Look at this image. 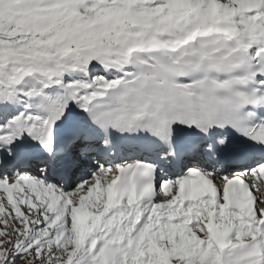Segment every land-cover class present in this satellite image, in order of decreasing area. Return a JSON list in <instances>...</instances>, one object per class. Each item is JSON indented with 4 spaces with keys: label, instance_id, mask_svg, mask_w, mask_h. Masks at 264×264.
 I'll return each mask as SVG.
<instances>
[{
    "label": "snow or ice",
    "instance_id": "1",
    "mask_svg": "<svg viewBox=\"0 0 264 264\" xmlns=\"http://www.w3.org/2000/svg\"><path fill=\"white\" fill-rule=\"evenodd\" d=\"M0 264H264V0H0Z\"/></svg>",
    "mask_w": 264,
    "mask_h": 264
}]
</instances>
